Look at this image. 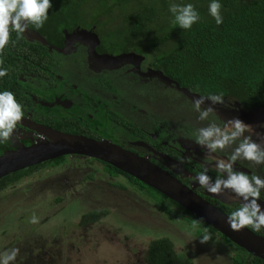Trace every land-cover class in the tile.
Returning <instances> with one entry per match:
<instances>
[{"label": "flooded vegetation", "instance_id": "1", "mask_svg": "<svg viewBox=\"0 0 264 264\" xmlns=\"http://www.w3.org/2000/svg\"><path fill=\"white\" fill-rule=\"evenodd\" d=\"M78 27L71 28L65 34L60 46L52 44L54 50L50 52L53 63L52 72H50L51 77H43V74L42 77L24 74H19L16 77L6 74L4 77H0V91L12 92L24 111V116L20 120L21 123L16 124L12 137L0 142V156L5 152H13L21 147L28 148L45 140L34 128L36 126H44L66 134L84 136L65 132L58 123L64 118L71 119L70 123L74 120L73 124L78 128L82 127L85 122L92 123V127L96 126L98 132L103 135L98 140L109 141L146 159L228 217L231 211L240 206V199L234 196L230 190H224L220 194L204 191L192 178L203 169H207L206 174L209 176L210 183L217 176L226 177V174L216 169L215 159L226 158L231 153L232 146L226 147L223 152L210 153L206 148L197 145L194 141L197 130L195 123L197 121L203 127L209 123L222 125L224 121L237 118L252 126L251 139L264 147V109H246L231 96H223V104H212L205 98L200 105L201 110L211 107L213 111L204 120H198V113L192 107V101L198 99V95L185 89L182 92L179 91L182 88L169 79L162 70L155 69L149 59L137 54H133L135 57L132 59L133 63L137 65L127 63L126 65L129 67L109 66L101 61L95 64V61L90 60L88 53V47H92L90 41L95 44L92 39L94 34L89 33L88 35L91 37L88 36L83 44L77 42L72 34L79 30ZM28 31L29 33L24 34L31 38L30 33H35V31ZM98 45L94 48L98 56H114L98 53V49H96ZM64 51L66 54L63 53ZM1 63L0 67L6 68L7 62L1 60ZM98 64H102L100 66H104V68ZM41 68L42 66H40V72H42ZM53 73L54 76H52ZM116 75L124 76L129 86H136L140 94H142L143 89L147 88L151 93L156 91V97L136 98L134 96L132 99L129 98L121 92L120 86L114 85L112 78ZM163 90L168 94H176L182 100L176 101L175 98L170 105L169 100L171 98L164 95ZM182 101H185L186 110L194 117H188L185 123L179 125V122L173 120L169 115V108L170 106L177 107ZM225 105L228 106L225 107ZM121 119L127 123L126 126L120 122ZM244 135H249V133H244ZM84 137L94 139L89 136ZM60 158H63V161L56 163L55 161ZM93 160L96 161L92 158L71 155L42 162L23 169L25 173L17 180L0 179V190L10 186H24L22 192L27 198H33L37 194L38 199L42 196H48L50 198L49 205L61 203L59 207H64L72 200H82L81 197L86 199L92 195L93 197L99 196L93 185L99 181H105L113 188H120L117 185H122V180L117 176L105 174L100 166L101 163L94 167ZM31 167L32 169H30ZM233 169L248 171L250 174L264 178V166H256L249 161L238 160L233 164ZM65 171L68 178L58 180L57 175ZM45 173L49 177L48 187L43 188L44 190L40 187L39 193H32L30 187L35 185L27 187L26 184L29 182L35 184L33 181ZM89 186L91 187L89 188ZM121 190L122 188L119 191ZM108 195L106 193L103 195L104 197L100 198H110ZM59 197L61 199L56 201V198ZM65 198L69 199L63 201ZM117 199L112 198V202ZM261 199H264V191L261 193ZM91 202L94 201L91 200ZM257 202L264 209V203L259 200ZM94 207L96 208L98 205L95 204ZM89 210L90 207L81 212V217L83 214H87ZM80 218L78 223L84 226L98 223L84 222V219ZM245 228L253 232L250 227ZM253 233L264 238V229Z\"/></svg>", "mask_w": 264, "mask_h": 264}, {"label": "trees", "instance_id": "2", "mask_svg": "<svg viewBox=\"0 0 264 264\" xmlns=\"http://www.w3.org/2000/svg\"><path fill=\"white\" fill-rule=\"evenodd\" d=\"M169 2L51 0V8L47 10L48 18L43 25L35 28L28 24L27 32L35 31L30 33L31 38L24 32L17 35L15 31H9L8 43L0 49V63L1 60L7 62L5 66L8 67V76L24 74L42 77L43 74V77H51L52 44L60 46L65 34L79 26L82 18L86 17L85 23L88 20L90 25L101 27L100 30H94L99 41L96 48L98 53L114 56L132 53L143 56L182 90L198 96L219 93L231 96L246 109H264V0H219L222 16L219 25L208 13L210 0H175L177 3L193 4L200 14V19L189 29H181L173 23L168 12ZM91 3L97 8L94 13L90 11ZM86 14H89L87 16L90 19H87ZM70 120L64 118L58 123L63 131L97 140L103 137L96 126L92 127V123L85 122L78 128L73 124L75 121L70 123ZM122 120L120 122L126 126L127 123ZM62 161L63 158H60L55 162ZM99 163L105 174L122 180L123 184L117 187L126 188L124 182H128L145 201L151 202L165 215L176 218L174 221L179 220L189 228L192 227L191 230H195L198 235L206 228L227 248L231 254L230 264H264L154 189L106 163L93 160L94 167ZM23 173L24 170L18 171L1 180L14 181ZM59 199L56 198V201ZM108 213L111 214L110 207L91 208L81 218L84 222H99ZM143 263L192 264V261L181 257L172 240L162 236L146 243Z\"/></svg>", "mask_w": 264, "mask_h": 264}, {"label": "rangeland", "instance_id": "3", "mask_svg": "<svg viewBox=\"0 0 264 264\" xmlns=\"http://www.w3.org/2000/svg\"><path fill=\"white\" fill-rule=\"evenodd\" d=\"M93 4H90L91 13L97 11L96 5ZM85 19L86 17L82 18L83 21ZM87 19L90 17L87 16ZM83 21H80L77 29L96 36L95 28L100 30L101 27L90 25L88 20V23ZM103 30L107 32L105 28ZM98 44L99 41L92 45L95 47ZM63 53L66 54L65 51ZM132 56L135 57L133 54ZM127 63L137 65L131 60L115 66L129 67ZM100 65L102 64H98ZM112 79L114 85L120 86L121 92L131 99L134 96L156 97V91L151 93L148 88L143 89L140 94L137 87L129 86L122 75H116ZM162 92L171 98L169 104L175 98L176 101L182 100L176 94H168L165 90ZM184 102H180L177 107H168L169 115L179 122V125L192 116L186 110ZM195 125L197 129L203 127L197 121ZM48 178L45 173L33 181L35 184L29 182L26 185L27 187L35 185L30 187L32 193H39L40 187L42 190L48 187ZM57 178L58 180L68 178L67 172L58 174ZM124 183L127 188L119 191L120 188H113L107 182L99 181L93 184L99 196L92 195L86 199L81 197L82 200L75 198L76 200H72L64 207H59L61 203L49 205L48 196L40 197L42 200L38 199V194L33 198H27L22 192L24 186L1 189L0 252L18 249L15 260L10 264H144L146 243L152 238L166 236L172 240L178 254L189 258L192 264H230L231 254L216 240L215 235L208 232L209 240L201 243L199 236L203 230L198 235L195 230H191L192 227L189 228L179 220L174 221L176 218L165 215L158 207L134 192L132 186ZM106 193L110 198H100ZM112 198L118 199L112 202ZM68 199L65 198L63 201ZM95 204L98 207L95 208ZM89 207L90 209L110 207L111 214L108 213L105 218L92 225L79 224L80 213ZM33 217L36 218L35 221Z\"/></svg>", "mask_w": 264, "mask_h": 264}, {"label": "clouds", "instance_id": "4", "mask_svg": "<svg viewBox=\"0 0 264 264\" xmlns=\"http://www.w3.org/2000/svg\"><path fill=\"white\" fill-rule=\"evenodd\" d=\"M51 8V0H0V49L8 43L9 31L22 34L28 24L40 28L47 20V10ZM221 4L219 0H210L208 13L217 25L222 23ZM168 12L172 21L181 29H189L200 19V14L191 3H177L170 0ZM7 74V69L0 67V77ZM207 98L212 104H223L222 94L209 93L199 96L192 101L193 110L198 113L197 119L204 120L213 110L207 107L201 110L200 105ZM228 105H225L227 107ZM24 116L22 105L8 90L0 91V142L9 140L16 128V124ZM252 126L243 123L237 118L224 121L222 125L209 123L196 130L194 141L197 145L206 148L210 153L223 152L232 146L231 153L226 158L215 159V167L225 176H217L210 183L207 169H203L193 176V180L204 191L220 194L230 190L240 199V206L231 211L226 223L232 230L250 227L253 232L264 229V209L257 201L264 203L261 193L264 191V178L248 171L233 169L238 160L249 161L256 166H264V147L251 139ZM249 133V135H244ZM35 221V217L32 218ZM210 234L205 228L199 236L201 243L208 241ZM18 249L12 248L0 252V264H10L14 261Z\"/></svg>", "mask_w": 264, "mask_h": 264}, {"label": "water", "instance_id": "5", "mask_svg": "<svg viewBox=\"0 0 264 264\" xmlns=\"http://www.w3.org/2000/svg\"><path fill=\"white\" fill-rule=\"evenodd\" d=\"M24 33L27 34V29ZM88 34L89 32L77 30L72 34V37L75 41L83 44L89 36ZM38 39L44 42L39 37ZM92 39L97 44L98 40L95 35ZM90 44L94 45L92 41H90ZM93 45L88 47V53L90 60L95 61V64L101 61L106 65L115 66L133 59L132 53L117 56H98ZM17 123H21V121ZM34 128L45 140L28 148L21 147L13 152L2 154L0 156V179L19 170L61 156L78 155L96 159L154 189L246 253L264 262V238L255 235L245 227L238 231L230 229L226 223L227 216L225 214L146 159L109 141L57 132L44 126Z\"/></svg>", "mask_w": 264, "mask_h": 264}]
</instances>
